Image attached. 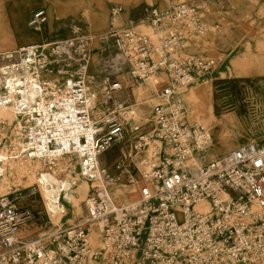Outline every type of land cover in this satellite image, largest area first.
Wrapping results in <instances>:
<instances>
[{
  "label": "built area",
  "instance_id": "built-area-1",
  "mask_svg": "<svg viewBox=\"0 0 264 264\" xmlns=\"http://www.w3.org/2000/svg\"><path fill=\"white\" fill-rule=\"evenodd\" d=\"M47 20L38 9L28 26ZM205 30L188 2L132 17L114 5L103 34L74 25L65 38L5 56L0 108L23 119L20 156H73L89 188L83 217L34 238L21 235L28 214L1 197L0 264H264V147L205 161L211 133L178 96L211 71L207 58L187 52ZM148 79L157 102L139 123L130 94ZM115 147L109 170L101 157ZM116 186L125 192L113 194Z\"/></svg>",
  "mask_w": 264,
  "mask_h": 264
},
{
  "label": "rangeland",
  "instance_id": "rangeland-1",
  "mask_svg": "<svg viewBox=\"0 0 264 264\" xmlns=\"http://www.w3.org/2000/svg\"><path fill=\"white\" fill-rule=\"evenodd\" d=\"M183 2L200 9L206 27L203 35L191 40L187 52L207 58L211 62V71L197 84L185 90L183 88L187 94L179 99L191 108L188 116L198 117L209 129L213 145L208 155L226 151V143L231 147L225 154L248 143L264 147V0H0V54L31 45L29 42H17L18 33L29 36L33 33L43 35L49 31L43 42L67 37L74 25L91 35L103 34L109 27L110 10L114 5L122 6L124 15L132 17L146 6L169 10ZM25 5L21 25L14 28L13 16L17 9ZM38 9L46 11L48 20L45 25L48 26L29 29V18ZM93 13L104 16L101 25L95 26ZM138 29L151 33L147 27ZM3 57H0V66L5 60ZM231 61L247 73L239 75L228 70ZM123 79L129 86L127 78L124 76ZM131 93L130 102L137 121L144 123L157 102L153 80L134 85ZM193 95L201 99L197 101ZM9 111L12 122H0V163L3 170L0 198L6 196L16 209L28 214L21 228L24 238L43 237L83 217L82 202L88 189L79 201L82 209H74L62 201L64 211L52 216L40 191V173L48 170L57 179L75 182L77 186L72 190L87 183L78 175V161L75 158H60L52 162L22 158L19 148L23 119L20 122L13 111ZM118 156L119 150L115 147L101 157V162L111 170ZM69 171L72 173L69 174ZM117 190L121 191L117 195L125 192L123 187L116 186L112 189L113 194ZM91 230V242L97 246L98 231L95 227Z\"/></svg>",
  "mask_w": 264,
  "mask_h": 264
},
{
  "label": "bare ground",
  "instance_id": "bare-ground-1",
  "mask_svg": "<svg viewBox=\"0 0 264 264\" xmlns=\"http://www.w3.org/2000/svg\"><path fill=\"white\" fill-rule=\"evenodd\" d=\"M28 5L29 4H27V6ZM25 7H26V5L23 6L22 8H19L16 10V13L13 16V25L12 26L14 28H18L21 25L20 20H21L22 14L24 12L23 8H25ZM92 19H93V22L95 23V26H99L104 22V16H99V15H96L94 13H93ZM47 26L48 25H45L44 27H47ZM41 27H42V25L39 28H41ZM39 28H37V29H39ZM27 37H28V35H24L21 33L16 34V40L17 41H18V39L24 40ZM9 53L10 52L2 53V54H0V57L2 58L4 56L3 57V59H4L5 56L8 55ZM97 61H98L97 59H94V63L96 64V66H97ZM184 90H185V88H184ZM184 90H183V88L178 89V96L179 97H181ZM193 97H195L197 99V101H198V99H201V97L198 95H193ZM9 109H11L13 111V114L16 117V119L20 120V122H21L22 118L18 116L17 112L15 111V108L12 106L0 108V122L4 123V122H10L11 121V113H10ZM230 147H231V145L228 143H226L224 145L225 150H229ZM65 158L70 159V158H75V157L65 156L64 158L62 157L61 159H65ZM58 159H60V158H58ZM207 159L211 160L210 154L208 155ZM0 160H1V157H0ZM36 160L38 161L41 159H36ZM42 161H45V160H42ZM46 161L49 162L50 160H46ZM50 162H52V161H50ZM78 164H79V162H78ZM68 173L71 174L72 171H69ZM2 175H3V170H2L1 163H0V183H1ZM40 178L41 179L38 180V182L40 184V191L43 195L42 197L46 201L49 212L52 214V216L58 215V211L62 207V201H64V203L67 205L73 206L74 209H82V206H81L82 204L79 201L81 200V197L84 194V191L88 189L87 184L82 183L81 185H78V188L76 190H72V187H71L72 182L71 181H69L68 179H57L48 170L42 171L40 173ZM76 186H77V184H75V187ZM120 192H121L120 190H117L114 192V194L117 195ZM64 209H65V207H64ZM94 247H96V248L100 247V240H99V244L97 246H94Z\"/></svg>",
  "mask_w": 264,
  "mask_h": 264
},
{
  "label": "crops",
  "instance_id": "crops-1",
  "mask_svg": "<svg viewBox=\"0 0 264 264\" xmlns=\"http://www.w3.org/2000/svg\"><path fill=\"white\" fill-rule=\"evenodd\" d=\"M98 8H100V7H98ZM46 24V23H45ZM45 24H43L42 26H44ZM28 26V25H27ZM56 27H57V25H55ZM54 26V27H55ZM53 27V28H54ZM29 28V27H28ZM61 28H62V26H61ZM60 28V29H61ZM29 29H31V28H29ZM59 29V30H60ZM49 31H46L43 35H37L36 33H33V34H31V35H29L26 39H24V40H21V39H18V41L17 42H19V43H24V42H29V44H37V43H42L43 41V39H44V37L46 36V34L48 33ZM56 35H58V34H56ZM8 52V51H7ZM93 65H94V67L96 68L97 66H98V61H97V66H96V64L94 63V61H93ZM227 69L228 70H230L231 72H235L236 74H239V75H241V74H245V73H247L246 72V70L245 69H239L238 67H237V64H236V62H234V61H231L230 63H229V65L227 66ZM134 90V95H136L135 94V92H136V88H134L133 89ZM147 92H149L150 90H146ZM146 91L144 92V93H146ZM185 94H187V93H185V91L183 92V94H182V97H184L185 96ZM135 98H136V96H135ZM143 99H147L146 97H144ZM145 101V100H144ZM189 110L191 111V108L189 107ZM228 150H226V151H222V152H218L217 151V154H211L210 153V159L212 160V159H215V158H217V157H220V156H218V155H222L223 153L225 154L226 152H227ZM72 182V188L73 187H75V182H73V181H71ZM62 211H64V206L62 205V207H61V209L58 211V212H62Z\"/></svg>",
  "mask_w": 264,
  "mask_h": 264
}]
</instances>
